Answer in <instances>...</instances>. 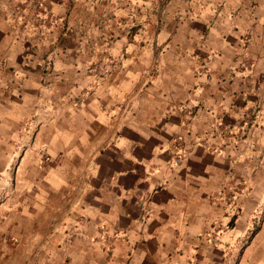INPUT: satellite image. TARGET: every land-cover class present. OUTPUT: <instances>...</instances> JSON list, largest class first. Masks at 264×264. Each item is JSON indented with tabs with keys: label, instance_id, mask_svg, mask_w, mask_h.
I'll return each instance as SVG.
<instances>
[{
	"label": "crops",
	"instance_id": "obj_1",
	"mask_svg": "<svg viewBox=\"0 0 264 264\" xmlns=\"http://www.w3.org/2000/svg\"><path fill=\"white\" fill-rule=\"evenodd\" d=\"M258 106L264 0H0V264H264Z\"/></svg>",
	"mask_w": 264,
	"mask_h": 264
},
{
	"label": "rangeland",
	"instance_id": "obj_2",
	"mask_svg": "<svg viewBox=\"0 0 264 264\" xmlns=\"http://www.w3.org/2000/svg\"><path fill=\"white\" fill-rule=\"evenodd\" d=\"M101 29L105 33L112 32L111 23L108 25L103 23ZM155 29H158V26ZM248 43L249 40L246 44ZM261 109L259 106L254 107L251 112L247 113L248 116L244 117V121L231 126L223 121H216L209 132V136L216 138L219 142L209 144V147L222 149L224 146L231 145L236 152L235 161L241 163L240 171L233 173V182L226 187L225 192V201L232 206H237L236 212L240 210L238 207L240 195L254 193L262 195L264 199V131L258 130L257 133L255 131L256 128L264 126V115L260 122L256 118Z\"/></svg>",
	"mask_w": 264,
	"mask_h": 264
},
{
	"label": "built area",
	"instance_id": "obj_3",
	"mask_svg": "<svg viewBox=\"0 0 264 264\" xmlns=\"http://www.w3.org/2000/svg\"><path fill=\"white\" fill-rule=\"evenodd\" d=\"M178 142L180 143L183 140V137L180 136L178 139ZM187 156V151L184 149V147H182L181 145H178L176 147V152H175V156H174V161L176 163L181 162L182 160H184V158Z\"/></svg>",
	"mask_w": 264,
	"mask_h": 264
}]
</instances>
